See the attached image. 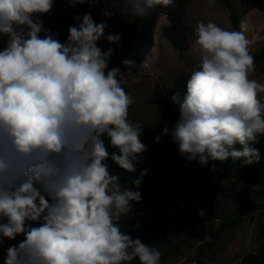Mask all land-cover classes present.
Masks as SVG:
<instances>
[{"label": "clouds", "instance_id": "clouds-1", "mask_svg": "<svg viewBox=\"0 0 264 264\" xmlns=\"http://www.w3.org/2000/svg\"><path fill=\"white\" fill-rule=\"evenodd\" d=\"M86 2L68 0L70 7ZM171 3L123 0L120 15L143 17ZM52 7L53 0H0V36L7 37L0 50V246L23 236L7 247L3 264H160L158 248L120 227L142 200L147 169L121 187L108 163L135 173L146 151L123 87L137 62L123 59L125 73L109 69L113 49L102 51L98 41L118 43L120 35L105 37L107 24L90 13L74 18L61 43L41 18ZM245 30L211 21L194 30L199 65L183 95L170 97L178 118L161 133L187 161H260L253 145L264 135V84L249 79L255 64Z\"/></svg>", "mask_w": 264, "mask_h": 264}, {"label": "trees", "instance_id": "trees-1", "mask_svg": "<svg viewBox=\"0 0 264 264\" xmlns=\"http://www.w3.org/2000/svg\"><path fill=\"white\" fill-rule=\"evenodd\" d=\"M123 4V0H116ZM222 5L228 13L231 31L237 28L238 14L231 0H215ZM240 11L247 12L253 8L258 0H239ZM189 0H174L172 8L167 5L156 7L150 14L143 17L131 18L125 25L121 36L117 54L112 45L106 40L98 41V46L102 51L113 49L111 58L108 63L109 69L117 68L120 65L125 71H128L121 61L125 58L134 59L137 67L131 71H136L145 58V54L152 46V30L155 20L159 12L164 11L168 24L162 26V36L168 41L170 46L178 51L187 48V26L184 23L185 6ZM90 13L92 19L96 23L100 21L92 14L90 0L85 4H78L72 9L58 13L53 12L47 22V28L57 33V39L65 42L68 35L69 26H73L78 22L74 19L76 16L83 17L84 14ZM106 37V33H104ZM7 37L0 36V48L6 46ZM254 64L258 71H264V43L253 55ZM196 68L189 69L177 75L171 82L169 88L160 90L158 85L154 87L153 102L157 103L164 116V124L155 128L146 123H142L141 142L146 145V150L151 154V163L146 164L141 157L136 164V172L128 173L119 169L111 161L110 171L113 174H119L121 187H130L131 180L139 177L140 172L147 169V173L142 177L139 191H145L153 199H159L170 194L179 195L183 201V206H176L179 219L175 220L171 216H165L157 220L145 221L141 214L133 209L127 216L122 217L120 227L133 239L139 238L144 244L158 248L162 253L160 264H164L168 258H173L179 251L181 243L185 238H178L174 243L165 242L168 235L178 237V232L190 224L192 220L199 215L201 209L205 214H220L214 202V196L220 192L224 196H228L230 191L225 185H215V181L226 182H244L249 184H257L264 186V135L258 138V142L253 147L258 148L260 152V161L253 164H244L243 159L232 160L231 158L220 162L209 160L206 165H199L198 172L193 168L192 161L185 160L177 151L176 146L171 142L169 135H161L165 127L171 131L178 118V108L171 101L170 97L180 92L183 95L186 90V82L191 72ZM125 91L126 86L123 85ZM258 97L264 101V97L258 93ZM160 136L159 142L155 141V137ZM109 151L115 149L109 148ZM168 156L174 168V174H169L155 164L156 160L163 156ZM215 165V170L212 165ZM135 190V189H134ZM187 200H194L198 206H193ZM249 204L246 203L245 209ZM264 207V203H261ZM241 213L233 217L224 218L219 228L213 233L211 239L200 245L194 255V264H210L204 258L206 252L211 249L234 222L238 221ZM186 219V220H185ZM9 245L0 246V264H3L4 255ZM130 264H138V259H134ZM239 264H264V249L257 253H246L240 258Z\"/></svg>", "mask_w": 264, "mask_h": 264}, {"label": "rangeland", "instance_id": "rangeland-1", "mask_svg": "<svg viewBox=\"0 0 264 264\" xmlns=\"http://www.w3.org/2000/svg\"><path fill=\"white\" fill-rule=\"evenodd\" d=\"M238 14L236 31L241 30L245 25V36L248 40L249 54L253 55L264 43V0H258L256 5L245 13L240 11V1L231 0ZM91 4L92 14L101 22L107 24L106 36L109 34L121 33L130 17H122L120 9L123 4L116 0H97ZM174 0L168 7L172 8ZM72 9L68 0H53V7L50 13L42 15L44 28L53 12H66ZM112 12L110 17L104 16V11ZM214 22L222 28L231 31L227 10L215 0H189L185 6L184 23L187 26V48L183 51L174 49L162 36V26L168 24L164 11L159 12L152 30V46L145 54L140 67L128 76L126 92L131 96L133 104L129 107L128 119L133 123H146L152 127H161L165 120L159 105L153 102L155 96L154 87L158 85L160 90L169 88L173 79L180 73L199 65V56L192 50V43L195 38V28L199 22ZM43 36V33H41ZM57 39V37H55ZM59 40V39H58ZM63 43L61 40H59ZM117 54L118 43H110ZM4 48V47H3ZM3 48H0L2 50ZM121 73L125 71L120 65L117 66ZM249 79L264 84V71L254 69L249 74ZM264 97V92L259 93ZM237 149L239 145L235 146ZM140 157L146 164L151 163V154L144 151ZM155 164L169 174H174L171 159L163 155ZM199 163L192 161V166L198 172ZM225 185L230 194L224 196L217 192L214 202L220 214L203 216L197 215L190 224H187L178 232V237L168 235L165 242L174 243L178 238H185L181 243L179 251L173 258H168L164 264H194V255L200 245L212 238L213 233L219 228L224 218L233 217L241 213L238 221L222 234L218 242L206 252L204 258L210 264H239L240 258L246 253H257L264 249V186L244 182L215 181V185ZM142 200L139 203L132 202V208L138 211L145 221L157 220L165 216L179 219L176 206L183 199L176 194H170L159 199H153L145 191H140ZM249 205L243 209L244 205ZM186 220V219H185ZM36 226V225H33ZM20 235L13 241H6L5 244H18L22 241Z\"/></svg>", "mask_w": 264, "mask_h": 264}, {"label": "built area", "instance_id": "built-area-1", "mask_svg": "<svg viewBox=\"0 0 264 264\" xmlns=\"http://www.w3.org/2000/svg\"><path fill=\"white\" fill-rule=\"evenodd\" d=\"M184 200V199H183ZM188 201V203L190 204V205H193V206H198V204L194 201V200H187ZM179 206L180 207H182L183 206V202H180L179 203Z\"/></svg>", "mask_w": 264, "mask_h": 264}]
</instances>
